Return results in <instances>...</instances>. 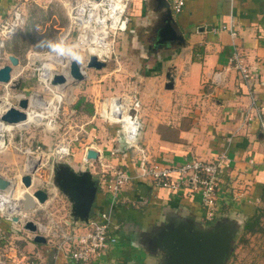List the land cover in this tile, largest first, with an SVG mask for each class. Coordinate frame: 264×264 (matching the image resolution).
Returning <instances> with one entry per match:
<instances>
[{
	"label": "crops",
	"instance_id": "crops-1",
	"mask_svg": "<svg viewBox=\"0 0 264 264\" xmlns=\"http://www.w3.org/2000/svg\"><path fill=\"white\" fill-rule=\"evenodd\" d=\"M21 1L0 0V21ZM165 1L170 6L171 0ZM158 2L139 0L129 17L127 32L135 33L128 46L143 49L139 50L137 58L141 70L135 78L124 79L126 92L117 93L108 80L112 76L121 78L116 73L117 68L105 74L95 69L96 73L89 74L94 103L90 116L86 118L78 109L81 100L86 99L81 98L72 107L78 109L74 111L80 115L79 128L87 132V137L80 139L114 165L134 173L137 153L123 144L118 125L100 117V108L109 96L137 97L140 101L139 141L149 159L178 165L190 157L216 161L220 155H225L228 166H223L221 171L218 215L241 211L245 219L259 206L264 186V0H186L180 13H172L175 28L183 37L181 42L160 40L158 31L163 27L166 9ZM33 18L29 22H33ZM222 25L230 26L235 34L222 29ZM234 52L248 66V77L241 76L230 64L229 57ZM5 54L7 59L9 54L16 55L10 49ZM130 57L126 61L135 63ZM114 58L120 67L117 55ZM168 72L173 79L169 89L165 87ZM82 84L83 81L78 87ZM0 154V175L10 179L15 188L23 159L18 154L10 153V157L7 152ZM36 160L28 159L27 168ZM82 162L80 165L84 168ZM92 175L98 181L90 216L110 209L111 220L119 225L113 231L116 243L105 254H99L97 264L152 263L154 258L140 246L144 238L140 239L142 231L152 229L165 216L176 213L204 221L197 191L186 189L172 193L147 180L134 178L113 195L101 188L95 172L92 171ZM42 189L47 190L49 196L55 193L54 197L45 204L31 207L30 190L26 192L28 196L23 197L22 207L34 210V219L45 225L59 218L70 219L68 203L62 201L58 214L52 209L59 200L58 191L53 192L47 186ZM4 205L6 209H13L9 204ZM41 214L47 216L46 222L40 220ZM14 223L0 216V231L6 235L4 240L0 238V258L4 264H70L69 261H73L65 249L57 248L54 239L48 244L34 242L32 233ZM16 226L21 230L15 231Z\"/></svg>",
	"mask_w": 264,
	"mask_h": 264
},
{
	"label": "rangeland",
	"instance_id": "rangeland-1",
	"mask_svg": "<svg viewBox=\"0 0 264 264\" xmlns=\"http://www.w3.org/2000/svg\"><path fill=\"white\" fill-rule=\"evenodd\" d=\"M83 1L84 0H22L19 3V7L24 14L25 22L23 27L16 33L18 35V41H16V43H4L1 47L2 64L9 62L5 54L8 49L15 50L20 63L13 66L12 81L8 84L0 83V104L2 105L5 102V98H7V102L9 101L11 105H16L18 98L25 96L29 99L31 105L27 110L39 114L42 113L43 118L38 122L30 123L26 127H16L4 131L2 133L4 142L0 145V151H2L0 153L7 152L9 155L8 157H10V153L18 154L23 159L22 164H24L19 166V168H21L20 170H23L24 167L26 170L29 169L27 168L28 159L37 158L38 161H41L43 165L40 164L37 169L38 175H36L35 178L36 183L37 181L39 182L40 179L47 180L49 177V166L51 165L49 153H54L59 148L68 147L70 154L56 160L80 165L85 148L90 146L89 143H85L84 140L81 141L80 139L81 137H87V132L85 133L79 128L81 123L79 122L80 115L78 114L79 112L74 111V109L82 110L83 112L81 115H84L86 118L90 116V110L94 107V103L92 102L93 94L90 92L91 82L89 74L96 73V70L93 68H85L84 78L81 80L83 84L80 88L78 85L81 81H71L68 79L69 76H66L71 58H77L79 62L84 65L89 55H91L85 50L71 48L73 46L72 44L76 42L75 40L80 32V29L72 20L76 15V6H80ZM138 1L139 0L127 1L126 15L128 17L133 15L135 9L134 4ZM9 12L10 10L7 13ZM32 12L33 14H31ZM102 14V10L100 9V17ZM32 16L35 18L31 19L33 22H29ZM127 29L128 27H126V30H115L110 32L112 36H109L107 40H113V42L110 43L111 55L105 58L106 65L98 70V73L105 74L112 68H117L116 73H119L120 77L123 78H114V76H112L111 79H108L117 93L126 92L127 86L125 80L130 77H132V79L135 78L138 70H141L137 58L140 55L139 50L141 51L143 48H141V46H128L129 40L133 38V33L135 32L132 33L130 32L131 30L127 32ZM13 37L9 39H13ZM92 41V39L88 40L85 44L88 45L92 43ZM132 43L133 42H130V45H132ZM101 45L102 43L100 46ZM116 55L121 63L120 67L117 65L116 59L114 58ZM127 57L132 58L135 63L129 60L126 61ZM48 66L53 70L52 74L55 71H62L67 77V84L63 86L52 85L51 83L49 84V80H47L46 84H48V88L44 84L42 77V68ZM102 97H106L105 94H102ZM81 98L86 99L85 101L81 100L82 103L78 104L81 108H72L74 103H78ZM102 100L103 99H100V101ZM50 102L51 106H53V108L55 107V109L47 108L50 107ZM41 104L46 108L37 107ZM50 117L55 118L54 125L51 124L52 129H49L47 126ZM90 129L91 128H89V131ZM88 135L92 138L90 132ZM27 148H29L31 152L29 156L26 152ZM20 157L17 159H20ZM0 158H2L1 154ZM248 171L249 170H247V172ZM244 185L247 187L249 186L248 183ZM15 189H17L16 193L14 192L13 194L17 197L23 187L18 185L17 187L15 186L14 190ZM58 196L59 200L55 201L52 207L55 214H58L57 210L61 209L62 201L68 203L66 196L62 192H58ZM233 196L237 198L236 193H234ZM259 205L264 206V202L261 201ZM39 217L41 221H47V216L45 214H41ZM222 217L229 220L234 219V221L241 223V227L237 229L235 233L231 251L225 260V264H264V234L256 232L242 237V225L245 216L242 215L241 211L232 214L229 213ZM222 217L217 215L214 220ZM70 219L73 221L72 218ZM202 223L207 225V221L205 220L202 221ZM19 230L21 229L16 226L15 231L18 232ZM44 244H48V240ZM101 253L105 254L106 252L103 251ZM98 258L99 254H95L92 256L90 262L82 264H97L99 262ZM69 263L75 264L73 261H69Z\"/></svg>",
	"mask_w": 264,
	"mask_h": 264
},
{
	"label": "built area",
	"instance_id": "built-area-1",
	"mask_svg": "<svg viewBox=\"0 0 264 264\" xmlns=\"http://www.w3.org/2000/svg\"><path fill=\"white\" fill-rule=\"evenodd\" d=\"M95 1L84 0L80 6H76V15L72 20L80 29L75 40L79 42L76 48L93 54L87 49L88 45L82 43L81 38L85 37H87L88 40H93L92 43H89L91 47H94L95 43H104V47H99L101 49L96 51V53L99 54L96 56L105 61V58L111 55L110 43H112L113 40H107L109 36H112L110 32L115 30H126L128 25L129 17L126 15L128 0H100L97 1L96 4H92V2ZM185 1L186 0H171L170 8L172 13H180L185 5ZM100 9L103 13L101 17L99 15ZM24 22L25 17L19 6H15L11 9L0 21V66L2 65L1 47L7 39L13 37L17 31L23 27ZM221 28L229 29L232 35L235 34L230 26L227 27V25H222ZM229 62L239 71L241 76L245 78L249 76V68L243 59L238 56V53H232L229 57ZM42 77H44L43 71ZM51 78L52 75L48 79L49 84ZM43 82L48 87L46 80L43 79ZM3 104H0V113L4 112L5 109L11 105L10 104L5 109H1ZM49 106L55 109V107L53 108V106H51V102ZM139 107L140 101L137 97L114 95L105 99L100 108V117L105 119L108 123L118 125L124 141L137 153L138 165L136 166L135 172L131 174L126 169L114 165L97 149H95L99 152L97 158L84 160L83 154L82 164L90 167V169L99 176V185L108 194L115 195L121 187L131 182L134 178L147 180L151 184L162 187L172 193L183 192L186 189L197 191L200 194L201 204L204 210V220L207 222L214 221L218 215V200L222 183L221 171L223 166H228V158L225 155H220L216 161H206L199 157H190L184 159L183 162L178 165L163 164L150 160L139 141L141 133ZM54 123L55 118L50 117L47 123L49 129H52L51 124L54 125ZM2 142H4V140ZM88 149H94V147L92 145L86 147L84 153ZM29 150V148L26 150L28 156L31 153ZM69 154L70 150L68 147L59 148L54 153L52 152L49 158L51 159V157H53L54 160L51 159L49 177L47 180L40 179L39 183H35V188H43L46 187L48 183H51L54 161ZM40 164L43 165V163L39 161L37 169ZM37 169L35 170L36 173L34 172L32 174L34 181L36 175H38ZM26 172L27 170L24 167L22 172L18 173L16 177L18 185L23 187L17 197L13 194L14 186H12L13 190L11 188L0 192L1 217L12 221L11 218L17 216L19 221L15 223L21 228L26 220H34L37 223L38 231L43 233L47 240L49 239L48 241L54 239L57 248L65 249L66 252H68L67 255L69 258L77 263L90 262L93 255L108 251L109 248L116 243L117 236L113 231L117 230L119 225L111 220L110 209L99 212L97 215L90 216L87 223H76L71 219L64 218L52 220V222L46 225L39 223L33 217L32 211L34 210H27L22 207L23 197L27 194L26 192L30 190L32 192L34 189V187L30 189L24 187L20 181V177ZM47 188L55 192L53 187L47 186ZM54 195L55 193H52V195L49 196V200H51ZM6 202L12 203L13 209H6V205H4ZM0 238L4 240L6 238L5 233L0 231ZM0 264H4L1 258Z\"/></svg>",
	"mask_w": 264,
	"mask_h": 264
},
{
	"label": "water",
	"instance_id": "water-1",
	"mask_svg": "<svg viewBox=\"0 0 264 264\" xmlns=\"http://www.w3.org/2000/svg\"><path fill=\"white\" fill-rule=\"evenodd\" d=\"M97 1V0H96ZM159 6L165 7L164 23L158 36L162 42H181L183 37L175 28L171 8L167 1L159 0ZM8 63L0 66V83L8 84L12 81L13 66L18 65L19 59L16 55H8ZM106 62L99 59L95 54L89 55L83 65L77 58H71L68 65V75L71 81H81L84 78L85 68L101 69ZM166 88H171L173 79L170 73H166ZM50 83L52 85H66L67 77L62 71H55ZM18 85V84H17ZM30 106L29 99L25 96L19 97L16 105H10L4 112L0 113V122L17 124L27 118V109ZM127 147L128 144L123 141ZM99 152L88 149L87 159H96ZM53 159V157H51ZM54 160V159H53ZM39 161H35L31 170H27L20 177L24 187H34L29 195L32 206L42 205L48 202L49 192L40 187L35 188L32 174L37 169ZM97 179L93 177L90 167L74 166L68 162L55 160L52 169L51 183L56 191L62 192L69 204V215L76 223H87L90 217L93 202L97 192ZM13 184L11 180L0 175V192L5 191ZM25 196H28L27 194ZM18 222L17 216L11 218ZM241 223L220 218L213 224L205 225L199 220L184 217L178 213L165 216L164 220L153 225L152 229L140 233L144 238L140 246L154 258L152 263L147 264H225L235 237ZM22 228L33 234L32 240L38 243L46 242L44 235L38 232L37 223L28 219L22 224Z\"/></svg>",
	"mask_w": 264,
	"mask_h": 264
},
{
	"label": "bare ground",
	"instance_id": "bare-ground-1",
	"mask_svg": "<svg viewBox=\"0 0 264 264\" xmlns=\"http://www.w3.org/2000/svg\"><path fill=\"white\" fill-rule=\"evenodd\" d=\"M93 1H95V0H93ZM97 1H100V0H97ZM97 1H95V2H92V4H96V2ZM103 1H106V0H103ZM102 1V2H103ZM82 39V43H87V41H88V39H87V37H85V38H81ZM77 43H79V42H75V44H73V46L71 47V48H74V49H76V47H77ZM100 44L101 43H95V46L94 47H89V44H88V47H87V49L89 50V52L90 53H93V54H95V55H99V54H97L96 53V51L97 50H99V49H101V48H103L104 47V43H102V45L100 46ZM99 47H101V48H99ZM64 56V55H63ZM75 58V57H74ZM53 62H55V61H53ZM42 70H43V74H44V77H43V79L44 80H48L49 79V77L51 76V75H53L52 74V69H51V67H45V68H42ZM51 74V75H50ZM49 75V76H48ZM66 76L68 77L69 75H68V72H67V74H66ZM68 79L70 80V76L68 77ZM7 100V98H5V102H4V104H3V106H1V109H5L6 107H8L9 105H10V103H9V101L7 102L6 101ZM31 101V100H30ZM31 106V105H30ZM29 106V107H30ZM37 107H44V108H46L44 105H39V106H37ZM35 108V107H34ZM47 108H50V107H47ZM43 118V115H42V113L41 114H39V113H35L34 111H28L27 110V118H26V120L25 121H23V122H20V123H17V124H15V125H10V124H7V123H5V122H0V144H2L3 142V138H2V133L4 132V131H7V130H10L12 127L13 128H16V127H19V128H21V127H26L27 125H29L30 123H35V122H38V121H40L41 119ZM29 123V124H28ZM11 126V127H10ZM87 154H88V150L84 153V160H86L87 159ZM49 156H51L52 155V153H49L48 154ZM27 170H31V168H29V169H27ZM4 204H9L11 207H13L12 206V203H4Z\"/></svg>",
	"mask_w": 264,
	"mask_h": 264
},
{
	"label": "trees",
	"instance_id": "trees-1",
	"mask_svg": "<svg viewBox=\"0 0 264 264\" xmlns=\"http://www.w3.org/2000/svg\"><path fill=\"white\" fill-rule=\"evenodd\" d=\"M29 28V27H28ZM17 36L12 39L11 43H16L18 41ZM15 52V50H13ZM263 132H264V120H263ZM261 201L264 202V186H263V191L261 194ZM215 222V220H214ZM213 221L207 222V224H213ZM256 232L264 234V206L259 205L256 207L255 212L247 216L242 225V237L246 236L247 234H254Z\"/></svg>",
	"mask_w": 264,
	"mask_h": 264
},
{
	"label": "flooded vegetation",
	"instance_id": "flooded-vegetation-1",
	"mask_svg": "<svg viewBox=\"0 0 264 264\" xmlns=\"http://www.w3.org/2000/svg\"><path fill=\"white\" fill-rule=\"evenodd\" d=\"M143 238V236L140 234V239Z\"/></svg>",
	"mask_w": 264,
	"mask_h": 264
}]
</instances>
